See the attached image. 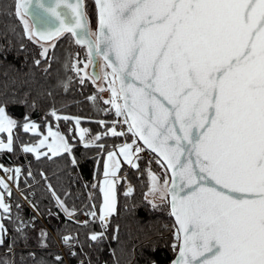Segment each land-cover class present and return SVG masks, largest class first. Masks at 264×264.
<instances>
[{"label": "snow or ice", "instance_id": "snow-or-ice-1", "mask_svg": "<svg viewBox=\"0 0 264 264\" xmlns=\"http://www.w3.org/2000/svg\"><path fill=\"white\" fill-rule=\"evenodd\" d=\"M94 9L93 19L84 0L15 3L23 34L39 45L35 65L48 72L59 59L57 41L69 36L86 58L66 50L63 67L75 75L60 82L64 90L76 80L81 85L91 81L97 91L88 99L94 104L103 99L108 107L97 105L99 110L114 111L116 117L97 119L104 128L93 131L80 126L93 117L70 115L54 104L48 109L57 121L63 116L76 122L79 137L73 140L99 150L97 180L85 181V186L98 188L102 201L97 203L90 191L89 202L82 206L89 220L77 222L87 226L98 221L104 231L88 235L103 241L118 211V181L127 179L126 172L118 175L122 156L138 173L146 170L145 200L174 217L171 264H264V0H94ZM101 80L106 83H97ZM105 88L108 97L100 95ZM9 103L0 101V134H7L6 139L0 137V150H15V130L23 128L40 138L20 141L21 151L38 159L70 155L72 164L79 165L75 146L58 130L59 124L43 125L30 115L17 119ZM145 149L161 166L159 172L143 156ZM142 159H148L146 168ZM0 168L12 173L19 189L23 166ZM32 176L29 167L25 184ZM0 188L3 244L4 218L26 236L35 217L26 221L12 211V185L3 177ZM48 188L68 219L79 215L81 209L69 206L51 182ZM134 192L129 182L125 195ZM47 236L42 229V246H47ZM62 239L70 255H78L76 246L83 247L79 236L67 232ZM62 259L58 254L57 264Z\"/></svg>", "mask_w": 264, "mask_h": 264}, {"label": "trees", "instance_id": "trees-1", "mask_svg": "<svg viewBox=\"0 0 264 264\" xmlns=\"http://www.w3.org/2000/svg\"><path fill=\"white\" fill-rule=\"evenodd\" d=\"M16 2L17 0H0V101L4 99L10 101L7 108L17 119L30 115L43 125L51 122L52 126L56 127L59 124V129L75 146L74 152L79 165L72 164L70 155L58 154L56 157L38 159L33 153L21 151L20 141L38 140L39 135L26 132L23 128L15 130L19 132V137L15 140L16 149L0 150V164L7 167L23 166L19 189L24 190L23 196L27 197L29 205L12 190L11 198L14 201L12 211L14 213L19 211L26 221L30 217H35L33 221L35 226L29 224L27 235L22 236L16 231L12 221L4 218L3 223L7 226V233L4 243L0 244V264H57L56 256L62 254L57 248L55 237L61 238L67 232L78 235L83 247L76 246L78 248L76 256L70 255L68 248L69 253L66 259L62 256L61 264L70 262V264H79L80 258L85 259L83 264H153V261L156 264H168L175 254L172 247L174 237L168 233L163 222L172 219L166 209L153 208L152 204L145 200L144 193L149 185L146 170L138 173L123 162L119 174L127 173L128 182L134 186L135 192L125 195L123 185L126 181L125 179L118 181V211L112 214L102 242L92 241L88 235L93 230L104 231L98 221L87 226H81L77 222L89 220L82 206L89 202L90 191L97 197V203L102 201L98 188L93 189L91 183L85 186V181L97 180L95 158L99 150L95 147H85L77 140H73L75 121H66L63 116L57 121L48 109L54 104L70 115L93 117L95 119L82 120L80 124L93 131H101L104 128L97 119L113 120L115 114L114 111L104 113L99 110L97 105L108 107L103 99L96 104L88 99L97 91L91 81L81 85L79 80H76L72 82L68 91L64 90L60 82L66 80L69 74L75 75L74 72L66 71L63 67L66 50L70 49L74 55L79 53V57H85L84 49L71 43L69 36L65 35L57 41L55 52L59 59L52 63L48 72H45L42 66L35 65L34 60L39 54V45L23 34L22 21L15 13ZM84 3L94 18L93 0H84ZM21 44H24L23 48ZM25 100L27 104L23 102ZM33 100L36 101L35 107H31ZM61 105L64 107L61 108ZM45 128L46 126H42L41 131L44 132ZM107 143L113 144L118 141L109 140ZM146 158L152 160V168L158 172L160 165L155 158L151 154ZM148 159L140 161L142 168H146ZM29 167L33 176L28 178L25 184ZM41 169L47 174L48 180L44 179ZM11 177L12 173L10 181L18 189ZM49 182L69 206L74 204L81 209L78 216L74 219L65 216L48 188ZM31 191H34V196L30 195ZM66 192L69 193L67 197H65ZM17 203L20 204L19 208L16 207ZM33 203L37 208L32 207ZM42 229L48 232L47 246L40 244ZM14 240L15 245L12 247Z\"/></svg>", "mask_w": 264, "mask_h": 264}, {"label": "built area", "instance_id": "built-area-1", "mask_svg": "<svg viewBox=\"0 0 264 264\" xmlns=\"http://www.w3.org/2000/svg\"><path fill=\"white\" fill-rule=\"evenodd\" d=\"M109 126H111V125H109ZM149 155H150L149 151L145 149V151L143 153V156L146 157V156H149ZM8 167L11 168L10 166H8ZM10 174H11L10 172H5L4 169H1L0 168V177H3L9 184H11L12 185V190L15 191V193L22 199V201L25 204L29 205L28 199L25 198L23 195H21V191L19 189H16L15 186H14V184L10 181ZM30 195L31 196H34L35 195L34 191H31L30 192ZM11 204H12V208H13L14 201H13L12 198H11ZM172 225H173V221L172 220H166V221L163 222V226L165 228H167L168 233H170V234L173 235L174 228L172 227ZM55 238H56V241H57V248H58V250L60 251V253L62 254V256L66 259V256L69 253V251H68V248L69 247L66 246V244L64 243L62 237L61 238L55 237ZM77 251H78V248H77ZM80 261H83L84 262L85 259L84 258H80Z\"/></svg>", "mask_w": 264, "mask_h": 264}, {"label": "rangeland", "instance_id": "rangeland-1", "mask_svg": "<svg viewBox=\"0 0 264 264\" xmlns=\"http://www.w3.org/2000/svg\"><path fill=\"white\" fill-rule=\"evenodd\" d=\"M93 11L95 12V9H94V3H93ZM93 17V16H92ZM94 18H95V16H94ZM93 18V19H94ZM34 41V40H33ZM35 42V41H34ZM77 58H79V59H82V58H86V56L85 57H77ZM81 66H83V64H81ZM88 70V69H87ZM97 83H106L105 81H97ZM95 85V84H94ZM96 86V85H95ZM101 95H102V97H108L109 95H110V92L105 88V90L101 93ZM81 126V125H80ZM53 128H56L55 126H53ZM58 130L59 131H62L61 129H59L58 128ZM44 132H45V134H47V127L45 128V130H44ZM63 132V131H62ZM3 135V136H2ZM6 133H2V134H0V137H4L5 139H6ZM75 137H79V132H78V130H77V127H76V122H75ZM40 138V137H39ZM38 138V139H39ZM49 139H51V137H49ZM41 150L43 151V150H45L43 147L41 148ZM123 162L124 163H126V161H124L123 160V157L121 156V164H123ZM161 167V166H160ZM160 167H159V169H158V172L160 171ZM123 175L125 174V173H122ZM118 175H119V173H118ZM122 180V179H121ZM120 181V180H119ZM126 181V183L123 185V189H124V191H125V189H126V187H127V185L129 184V182H128V179H126L125 180ZM101 196H102V193H101Z\"/></svg>", "mask_w": 264, "mask_h": 264}, {"label": "water", "instance_id": "water-1", "mask_svg": "<svg viewBox=\"0 0 264 264\" xmlns=\"http://www.w3.org/2000/svg\"><path fill=\"white\" fill-rule=\"evenodd\" d=\"M46 2H48V0H46ZM93 3H94V0H93ZM37 11H42V10H39V9H38ZM27 18L31 19L30 17H27ZM88 71H89V72L91 71V65H89V67H88ZM139 143L142 145L143 142L140 141ZM169 215H170V214H169ZM170 217H171L172 221L174 222V217H173L172 215H170ZM173 259H175V254H174L173 258L171 259V261H172ZM171 261H170L168 264H171Z\"/></svg>", "mask_w": 264, "mask_h": 264}, {"label": "crops", "instance_id": "crops-1", "mask_svg": "<svg viewBox=\"0 0 264 264\" xmlns=\"http://www.w3.org/2000/svg\"><path fill=\"white\" fill-rule=\"evenodd\" d=\"M119 176H123V174H119Z\"/></svg>", "mask_w": 264, "mask_h": 264}, {"label": "bare ground", "instance_id": "bare-ground-1", "mask_svg": "<svg viewBox=\"0 0 264 264\" xmlns=\"http://www.w3.org/2000/svg\"><path fill=\"white\" fill-rule=\"evenodd\" d=\"M70 263H71V262H70ZM70 263H69V264H70ZM77 264H78V263H77Z\"/></svg>", "mask_w": 264, "mask_h": 264}]
</instances>
